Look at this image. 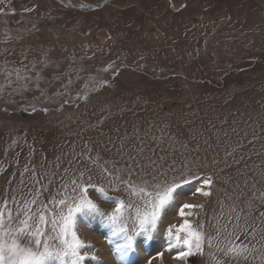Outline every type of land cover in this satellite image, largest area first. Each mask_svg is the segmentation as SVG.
Here are the masks:
<instances>
[{
  "label": "rangeland",
  "instance_id": "374dc122",
  "mask_svg": "<svg viewBox=\"0 0 264 264\" xmlns=\"http://www.w3.org/2000/svg\"><path fill=\"white\" fill-rule=\"evenodd\" d=\"M70 1L0 0V211L11 235L31 244L16 230L42 212L44 239L54 235L58 201L82 184L111 213L117 198L143 206L129 183H178L126 257L105 216L80 217V251L98 258L85 264H264V0L71 4L97 7L86 11ZM185 219L200 247L179 259L188 249L168 229Z\"/></svg>",
  "mask_w": 264,
  "mask_h": 264
},
{
  "label": "snow or ice",
  "instance_id": "6c2138e0",
  "mask_svg": "<svg viewBox=\"0 0 264 264\" xmlns=\"http://www.w3.org/2000/svg\"><path fill=\"white\" fill-rule=\"evenodd\" d=\"M206 183L210 184L211 181H206ZM78 187L80 189L79 195L70 201L64 199L58 201V204L62 205L63 208L58 215L54 213L51 219L54 235H48L47 239H44L49 220L43 212L39 215L38 223L35 225L29 224L31 216H26L21 222L22 227L18 228L16 232L31 236L33 238L31 244L22 245L18 236L11 235V231L7 229L5 224L4 212L0 211V264H47V261L53 258L62 260L63 264H85V261L89 259L98 260L94 255L89 258L87 252L81 253L80 250L88 246L80 240L76 231L79 218L92 214L105 216L113 230V235L123 238L124 242L117 246V251L121 256L126 257L135 250L136 236L150 235L156 230L167 206L174 199L179 184L172 183L164 187L157 185V190L150 191L146 186L138 187L129 183L128 188L131 194L141 199L143 206L136 205L134 207L132 202H125V200L117 198L111 201L115 204L111 213H105L89 197V187L95 188V185L82 184ZM73 191L76 189L74 188ZM98 192L101 198L110 199L103 187H99ZM208 194L207 192L204 193V195ZM192 207L195 206L184 205L185 209ZM133 212L135 213L134 216ZM186 215L185 211H180L181 217ZM8 218L11 219V213L8 214ZM129 220L134 225L132 230L128 227ZM26 230L30 231L26 232ZM181 233L184 235L182 236ZM168 235L174 236L178 245L182 244L188 249L180 252L179 259H184L191 253L193 241L196 242L197 248L200 247L201 234L194 231L186 219L183 224L179 225L175 233L170 227ZM49 241H59V243L52 244Z\"/></svg>",
  "mask_w": 264,
  "mask_h": 264
},
{
  "label": "water",
  "instance_id": "95a60500",
  "mask_svg": "<svg viewBox=\"0 0 264 264\" xmlns=\"http://www.w3.org/2000/svg\"><path fill=\"white\" fill-rule=\"evenodd\" d=\"M110 0H105L104 4H106L107 2H109ZM97 7L96 6H91V7H76V9H79V10H94L96 9Z\"/></svg>",
  "mask_w": 264,
  "mask_h": 264
},
{
  "label": "bare ground",
  "instance_id": "6f19581e",
  "mask_svg": "<svg viewBox=\"0 0 264 264\" xmlns=\"http://www.w3.org/2000/svg\"><path fill=\"white\" fill-rule=\"evenodd\" d=\"M74 2V0H72L71 4Z\"/></svg>",
  "mask_w": 264,
  "mask_h": 264
}]
</instances>
